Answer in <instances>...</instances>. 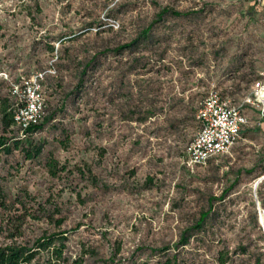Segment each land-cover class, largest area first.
Here are the masks:
<instances>
[{"label":"rangeland","instance_id":"374dc122","mask_svg":"<svg viewBox=\"0 0 264 264\" xmlns=\"http://www.w3.org/2000/svg\"><path fill=\"white\" fill-rule=\"evenodd\" d=\"M163 9L200 14L164 17L148 42L118 51ZM36 73L49 121L0 152V247L63 234L42 263L55 247L52 264H264V0H0V108L20 109L15 88ZM211 91L247 123L191 170ZM1 109L13 147L19 130L4 129ZM30 144L42 153L27 160Z\"/></svg>","mask_w":264,"mask_h":264},{"label":"built area","instance_id":"2783aa9c","mask_svg":"<svg viewBox=\"0 0 264 264\" xmlns=\"http://www.w3.org/2000/svg\"><path fill=\"white\" fill-rule=\"evenodd\" d=\"M44 76V73H36L20 89L15 88L16 93L25 100L15 113V122L22 131L39 124L44 118L45 105L40 97ZM255 95L258 103L264 106V74L263 80L255 85ZM262 111L264 114V108ZM196 118L200 130L186 150L189 169L205 166L209 160L226 154L240 138L247 123L240 108L231 106L216 91H211L201 102Z\"/></svg>","mask_w":264,"mask_h":264},{"label":"trees","instance_id":"16d2710c","mask_svg":"<svg viewBox=\"0 0 264 264\" xmlns=\"http://www.w3.org/2000/svg\"><path fill=\"white\" fill-rule=\"evenodd\" d=\"M200 14L199 12H191V13H181L174 10H168L163 9L159 14L156 16V20L152 22L146 29H144L133 41L121 46L118 51H128L131 50L134 46H139L142 43L148 42L150 38V33L154 27L155 24L160 22L164 17L170 16L175 18H183V17H190L194 15ZM18 107L17 103L13 105L10 108H0L1 109V115H2V122L4 129H8L10 127H16L19 130V135L17 138H15L14 146L11 147L9 145L10 139L6 137L5 134H0V152H3L5 154H10L12 150L19 149V142L23 140L29 139L32 135L35 133L43 130L47 122L49 121V118H46V110L43 120L35 125L32 126L24 131H22L15 122V113L16 108ZM13 109V112L11 111ZM6 133V132H4ZM241 135V134H240ZM15 147V148H14ZM24 152L25 158L27 160H32L35 158H38L42 153V146H33V144H30L29 147L21 148ZM187 158V156H186ZM214 159V158H213ZM212 160V159H211ZM209 160L207 164L211 161ZM203 167V166H199ZM195 167V168H199ZM193 168V169H195ZM48 169L49 172L53 175H57L58 170V163L54 160H51L48 162ZM191 169V170H193ZM259 184V183H258ZM258 186V185H257ZM256 186V188H257ZM255 188V189H256ZM227 192H224L222 195L225 196ZM258 204V203H257ZM212 213V209L209 208L207 211L201 212L199 218L196 220V222L189 228V232L182 236L179 243L176 245L178 248L185 247L189 244L190 238L196 234L201 233ZM61 222H59L60 224ZM63 234H56V235H50L48 237L40 238L36 241V244H34L32 247H28L25 244H19L17 242H12L10 244H6L5 246L0 247V264H52V261H58L62 258V250L59 248H53L51 251V260H47L44 263L41 262L40 259V253L41 251H45L48 248H51L52 244H54V239L56 238H62ZM163 251V250H160ZM158 252V251H156ZM171 263V262H170ZM225 262H221L220 264H224ZM79 264V263H77Z\"/></svg>","mask_w":264,"mask_h":264},{"label":"water","instance_id":"95a60500","mask_svg":"<svg viewBox=\"0 0 264 264\" xmlns=\"http://www.w3.org/2000/svg\"><path fill=\"white\" fill-rule=\"evenodd\" d=\"M262 179H264V178H262ZM262 179H260V180H258V181L256 182V184H255V188H256V186L258 185V183H259ZM261 222H262V221H261Z\"/></svg>","mask_w":264,"mask_h":264}]
</instances>
